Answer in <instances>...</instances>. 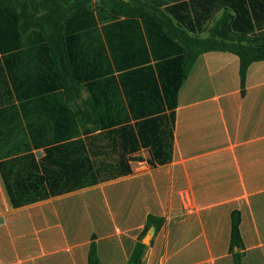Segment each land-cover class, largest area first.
Returning a JSON list of instances; mask_svg holds the SVG:
<instances>
[{
  "label": "crops",
  "instance_id": "1",
  "mask_svg": "<svg viewBox=\"0 0 264 264\" xmlns=\"http://www.w3.org/2000/svg\"><path fill=\"white\" fill-rule=\"evenodd\" d=\"M244 1V7L262 11L258 23L264 24V0ZM110 22L100 21L95 32L77 38L80 93L69 104L91 113L78 115L76 137L61 141L62 150H53L46 163L57 189L80 186L13 207L0 170V264H89L92 243L100 264H127L150 215L164 224L141 264H235V211L241 216L242 263L264 264V60L249 66L242 95L238 56L201 53L177 91L173 118L166 102L171 90L167 94L160 75L171 67L156 65L142 25L150 62L134 64L132 49H116L122 59L115 61L103 29ZM14 23L0 10V36L9 38L8 48H0V100H34L32 93L42 87L46 96L59 93L50 80L39 86L38 50L24 44L28 37L30 47L36 36L16 34ZM117 119L121 123H112ZM48 120L37 123L44 126V143L54 137ZM143 122L148 145L139 135ZM167 126L172 159L159 164L151 161V142H163ZM55 146L32 147L36 163ZM67 169L77 171L68 181L61 173Z\"/></svg>",
  "mask_w": 264,
  "mask_h": 264
},
{
  "label": "trees",
  "instance_id": "2",
  "mask_svg": "<svg viewBox=\"0 0 264 264\" xmlns=\"http://www.w3.org/2000/svg\"><path fill=\"white\" fill-rule=\"evenodd\" d=\"M243 2L245 1L0 0V10L15 20V33L20 31L23 37L29 33L36 36L32 37L30 47L28 37L22 44L27 45L28 50H38L39 86L50 80L52 90H60L59 93L46 96V90L42 87L32 93L33 97H36L34 100H0V170L13 207L34 203L80 186L64 185L57 189V179L53 178V174L50 179L46 170V163L53 150H62V146L58 144L65 139L71 141L76 137L79 127V121L76 119L78 115L91 113L80 109L77 104L75 108L69 104L75 101L80 93L78 72L81 70V63L76 50L80 33L95 32L100 21H111L103 25V29L107 40L111 41L109 49L113 51L115 61L120 63L122 59L118 54H114L116 49H132L134 56L131 59L134 64L149 63V51L141 32L142 25L148 38L150 55L156 59V65H167L172 69L171 73L160 75L163 83H166L167 94L168 90H171L172 100L166 102L174 118L177 91L201 53L216 50L237 55L240 64L241 94H245L249 66L264 60V24L258 23L262 11L244 7ZM222 6H225L222 17L207 27V22L214 18ZM112 27L118 28V31H111L110 36ZM206 31L208 36L201 37ZM8 39L7 34L3 38L0 36L2 50L8 48ZM112 39L116 43H112ZM15 45L17 48V43ZM45 116L49 118L50 121L47 122L52 123L55 131L54 137L44 143L41 140L44 139L41 136L44 126L42 124L37 127V123ZM90 122L98 125L96 121ZM112 123L118 124L121 120L117 119ZM143 126L144 122L139 126L140 139L143 145H148L143 135ZM163 140L162 142L161 139L154 138L151 142V161L159 164L172 159L173 131L169 126L164 132ZM55 144L57 146L46 149V155L39 159L38 163L42 167L40 173L32 147ZM123 172H130V168ZM61 173L68 175V181L74 178L77 171L67 169ZM240 223V213L233 212L230 252L235 264H243ZM163 224V218L148 216L127 264L142 263L147 247L142 241L144 236L151 227L157 232ZM88 262L100 264L95 243L91 244Z\"/></svg>",
  "mask_w": 264,
  "mask_h": 264
},
{
  "label": "water",
  "instance_id": "3",
  "mask_svg": "<svg viewBox=\"0 0 264 264\" xmlns=\"http://www.w3.org/2000/svg\"><path fill=\"white\" fill-rule=\"evenodd\" d=\"M155 228L154 227H151L148 231H147V233H146V235L144 236V238H143V243L144 244H146V245H149L150 244V242H151V240H152V238H153V236H154V234H155Z\"/></svg>",
  "mask_w": 264,
  "mask_h": 264
},
{
  "label": "rangeland",
  "instance_id": "4",
  "mask_svg": "<svg viewBox=\"0 0 264 264\" xmlns=\"http://www.w3.org/2000/svg\"><path fill=\"white\" fill-rule=\"evenodd\" d=\"M162 1H167V0H162ZM218 19H213V24H215V22L217 21Z\"/></svg>",
  "mask_w": 264,
  "mask_h": 264
}]
</instances>
